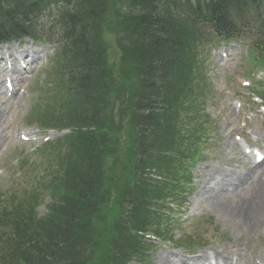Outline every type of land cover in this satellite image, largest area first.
Listing matches in <instances>:
<instances>
[{
    "label": "trees",
    "instance_id": "obj_1",
    "mask_svg": "<svg viewBox=\"0 0 264 264\" xmlns=\"http://www.w3.org/2000/svg\"><path fill=\"white\" fill-rule=\"evenodd\" d=\"M57 2L69 6L55 20L62 92L39 122L72 131L39 179L46 215L39 191L0 193V264H126L146 230L169 233L152 210L180 201L200 157L199 46L209 33L251 41V64L264 67V0H0V44L45 37L39 16Z\"/></svg>",
    "mask_w": 264,
    "mask_h": 264
},
{
    "label": "rangeland",
    "instance_id": "obj_2",
    "mask_svg": "<svg viewBox=\"0 0 264 264\" xmlns=\"http://www.w3.org/2000/svg\"><path fill=\"white\" fill-rule=\"evenodd\" d=\"M46 17V16H45ZM47 22L48 18H43ZM211 39L214 36L211 34ZM109 39V37H108ZM26 44V43H25ZM28 48H31L35 56L38 57L35 64L27 74L32 76V79L28 81L26 74L22 75L20 80H16L19 86L26 85L28 93L19 99H7L4 95V91L0 87V113L2 117L0 119V190L1 192H11L15 188L14 186L26 188L28 184L33 182V176L29 173L28 178L25 179V174H20L18 167L16 166L17 159H24L26 163H33L35 165L36 172L34 177L41 176L44 171L41 157L36 153V149L42 146L41 143H22L19 140V135H36L37 133L44 134L41 127L37 122L27 124V119L33 106L39 101L40 97L34 87L35 82H40L44 79L43 70L46 66L42 59L48 56V58L54 53L55 47L43 44H27ZM6 46H0V55ZM228 48L234 52V58H231L228 62H223L218 57L217 52L210 53L208 63V70L210 71V84L211 93L213 99L210 96L207 98V112H210L212 118L217 121V132L215 138L217 142L211 143L207 148L208 159L206 161L198 162L191 170V182L188 186L189 196L184 204V212L178 217L174 216L178 225L189 234L198 233L202 243H206V246L200 249H193L191 252L193 256L185 257L180 251L171 250L169 245L162 243H154L153 249L149 256L150 264H161L159 256L161 254H173L181 260H195L198 256L207 255L208 259L211 254L216 251H223L222 256L227 261L236 259L243 256L246 262L241 264H254V261H264V224L257 228V230H239L236 226L230 225L225 218L220 214L212 210L208 204H206L200 193L208 189V184L215 177L216 171L223 170L228 176H248L250 171L253 170L252 161L243 157L240 153L237 145L234 142L233 135L243 132L239 129L241 122H246L253 132V139L259 141L260 147L264 148V118L253 110H245V113L241 116L234 111L231 101L238 97L236 93L239 90L238 84L235 81L237 76L242 77L243 73L246 75L245 67H239L240 54L243 51L236 43H230L229 45H221L215 48ZM208 49V48H207ZM2 50V51H1ZM243 57V56H242ZM40 58V59H39ZM240 59V60H239ZM48 68V67H47ZM46 68V70H47ZM45 70V71H46ZM2 74H5L2 69ZM260 79L264 80V74H261ZM46 91V86H43ZM245 94V95H244ZM247 92L243 91L241 96H246ZM51 96V95H49ZM213 105L212 107L209 105ZM123 111L120 112V114ZM252 113L253 115L249 114ZM250 121L247 122V119ZM242 134V133H241ZM53 137V136H52ZM259 138V139H258ZM262 139V143L261 140ZM33 167V166H32ZM31 167H26V172ZM212 185V184H211ZM252 184H250L251 186ZM250 188H245L241 191L235 192L230 195L231 203L236 206L243 204L245 200L250 197ZM49 203V197L44 196L38 207V215L43 216L46 213V205ZM240 204V205H239ZM212 218L214 225L212 228L202 226L201 221H210ZM181 230V229H180ZM175 240L180 238L179 232L174 233ZM259 263V262H258ZM130 264H137L132 262ZM237 264H240L238 262Z\"/></svg>",
    "mask_w": 264,
    "mask_h": 264
},
{
    "label": "bare ground",
    "instance_id": "obj_3",
    "mask_svg": "<svg viewBox=\"0 0 264 264\" xmlns=\"http://www.w3.org/2000/svg\"><path fill=\"white\" fill-rule=\"evenodd\" d=\"M14 55V49L9 53ZM17 60L14 59V62ZM17 64V62L15 63ZM0 114V118H1ZM1 142V137H0ZM215 177L208 184V189L200 193L203 201L215 212L220 214L225 220L239 230L255 231L264 224V161L260 164V173L252 172L251 176H228L223 170L216 171ZM250 184H252L250 186ZM250 188V197L242 205L234 206L230 200V195ZM223 251H216L212 254L215 264H228L222 256ZM161 264H174L173 258L168 254L159 257ZM207 255L196 257L194 261L181 262V264H206ZM240 263L246 262L243 256L238 258ZM262 264L264 261L261 260ZM232 264V263H230Z\"/></svg>",
    "mask_w": 264,
    "mask_h": 264
}]
</instances>
